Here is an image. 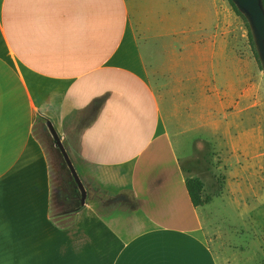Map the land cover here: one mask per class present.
<instances>
[{"label":"crops","instance_id":"0c3cea01","mask_svg":"<svg viewBox=\"0 0 264 264\" xmlns=\"http://www.w3.org/2000/svg\"><path fill=\"white\" fill-rule=\"evenodd\" d=\"M228 2L0 0V264H220L204 213L216 196L203 182L211 200L191 203L176 149L237 56ZM37 115L86 191L67 228Z\"/></svg>","mask_w":264,"mask_h":264},{"label":"rangeland","instance_id":"374dc122","mask_svg":"<svg viewBox=\"0 0 264 264\" xmlns=\"http://www.w3.org/2000/svg\"><path fill=\"white\" fill-rule=\"evenodd\" d=\"M236 15L237 56L221 60L220 101L207 89L209 97L198 106L205 127L186 133L176 150L187 175H199L208 194L216 196L204 213L217 233L206 236L220 264H264V69L254 39L250 44L246 17ZM210 82L207 77L205 83ZM37 134L55 174L51 218L67 228L77 219L67 209L79 202L81 189L50 131L40 124ZM225 240L234 260L223 255L229 252Z\"/></svg>","mask_w":264,"mask_h":264},{"label":"water","instance_id":"95a60500","mask_svg":"<svg viewBox=\"0 0 264 264\" xmlns=\"http://www.w3.org/2000/svg\"><path fill=\"white\" fill-rule=\"evenodd\" d=\"M237 9L246 17L251 33L253 35L254 43L257 48V52L259 55V58L262 62L263 69H264V4L263 0H231ZM48 129L51 133V136L55 142V144L59 147V150L61 151L65 163L69 167V170L73 177L75 178L76 182L80 186L81 189V197L79 202L67 209V212H76L80 210L85 202L86 199V191L83 187L79 176L72 164V161L70 159V156L67 152V149L65 148L60 135L58 134L57 130L54 128L51 122H47Z\"/></svg>","mask_w":264,"mask_h":264},{"label":"trees","instance_id":"16d2710c","mask_svg":"<svg viewBox=\"0 0 264 264\" xmlns=\"http://www.w3.org/2000/svg\"><path fill=\"white\" fill-rule=\"evenodd\" d=\"M229 3L232 6L233 10L237 14L242 15L240 13V11L237 9V7L235 6V4L231 0H229ZM263 4H264V0H263ZM247 33H248L250 44L252 46H254V43H253V40H252L253 39L252 33H251L249 27H248V32ZM47 122H48L47 118H45L43 116H40V115H37L36 121H35V124H34V134H35V136L38 139H39V136L37 134V126L42 124L46 128V130H49ZM41 143H42V141H41ZM50 167H51V165H50ZM54 177H55V174L52 173V169H51V180H52V190H53V192H54V187H53V185H54ZM185 186H186L189 198L191 200V203L194 206L203 205L205 203H208L211 200L210 196L203 195L204 183L199 177H196V176L187 177L185 179Z\"/></svg>","mask_w":264,"mask_h":264}]
</instances>
